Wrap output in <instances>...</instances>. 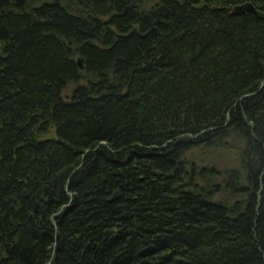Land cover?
<instances>
[{
	"label": "trees",
	"instance_id": "trees-1",
	"mask_svg": "<svg viewBox=\"0 0 264 264\" xmlns=\"http://www.w3.org/2000/svg\"><path fill=\"white\" fill-rule=\"evenodd\" d=\"M140 1L0 0V264H264V0Z\"/></svg>",
	"mask_w": 264,
	"mask_h": 264
},
{
	"label": "rangeland",
	"instance_id": "rangeland-1",
	"mask_svg": "<svg viewBox=\"0 0 264 264\" xmlns=\"http://www.w3.org/2000/svg\"><path fill=\"white\" fill-rule=\"evenodd\" d=\"M140 2H141V5H140L141 8L147 9V8L155 7L158 1L157 0H141ZM247 3H250V2H247ZM74 53L76 54L75 58L81 57V55L78 54L77 51H75ZM106 76H108L109 78V79L107 78L108 81H111L113 79L111 74L108 75L107 73ZM91 81H93L92 78H91ZM81 86H84V83L82 81L78 82L76 85H73V84L69 85L64 89L63 95L70 96L71 92L74 89H76L77 87H81ZM245 141L246 140L244 138H239V137L232 135L231 137H228L227 139L223 138L221 139V141L219 140L218 142H215L214 146L213 145L207 146L206 148L204 146L197 147L196 150L193 151L189 155V158L191 160L196 161L195 163L197 164L199 168L201 169L205 168L204 169L205 173L203 175L207 176V179L209 178L208 185L211 187H217V190L219 189L218 199L223 201L224 196L231 197V198L226 199V202L228 201L229 204L240 202L238 198H233L234 197L233 194L235 195V191L238 193L236 188H238L240 185H244L245 182L247 183V180L245 179V176H244L245 170L242 164L243 158L241 159V156H242L241 152H243V150L246 149ZM199 168H197V171ZM236 169H239V172L241 175L240 179L233 178V172ZM197 171L196 170L190 171L191 178L194 176V174L198 173ZM205 176H203L202 178L206 180ZM205 180L202 181L203 185H206L204 183ZM199 181H201V179ZM230 189H234L235 191L232 193ZM50 263H52V261H50Z\"/></svg>",
	"mask_w": 264,
	"mask_h": 264
},
{
	"label": "water",
	"instance_id": "water-1",
	"mask_svg": "<svg viewBox=\"0 0 264 264\" xmlns=\"http://www.w3.org/2000/svg\"><path fill=\"white\" fill-rule=\"evenodd\" d=\"M246 11L251 12V13H254V14H257L259 16V13L257 12V10L250 3H245V4H242V5L236 6L234 8V12L236 14H241V13L246 12ZM77 64H78V66L81 69H84V60L81 57L78 58ZM118 194H119L118 191L114 192V194L111 197V199L116 198L118 196Z\"/></svg>",
	"mask_w": 264,
	"mask_h": 264
},
{
	"label": "bare ground",
	"instance_id": "bare-ground-1",
	"mask_svg": "<svg viewBox=\"0 0 264 264\" xmlns=\"http://www.w3.org/2000/svg\"><path fill=\"white\" fill-rule=\"evenodd\" d=\"M253 5V4H252ZM254 7V6H253ZM255 8V7H254ZM78 9V8H77ZM256 9V8H255ZM257 10V9H256ZM257 12L259 13V16H260V18H263L264 17V14H263V12H261L260 10H257ZM78 13H80L79 11H78ZM257 15V14H256ZM258 16V15H257ZM82 57V56H81ZM78 58H80V57H77L76 58V65L78 66V64H77V61H78ZM78 68H79V70H80V72L82 73V74H85L86 73V68L84 67V69H81L79 66H78ZM79 76H80V82L82 81L83 83H84V86H87V84H88V80H87V76H88V74L86 73V75L85 76H83V75H80L79 74ZM63 92H64V90L62 91V93H61V95H60V97H61V99L65 102V103H70L71 102V97H72V95H67V96H65V95H63ZM204 133H201L200 135H203ZM214 136V135H213ZM212 139H214V142H218V140L216 139V137H213ZM97 148V147H96ZM246 183V182H245ZM113 196V195H112Z\"/></svg>",
	"mask_w": 264,
	"mask_h": 264
}]
</instances>
